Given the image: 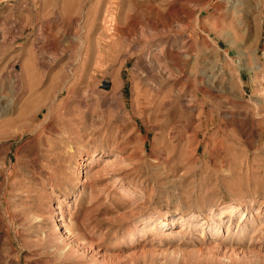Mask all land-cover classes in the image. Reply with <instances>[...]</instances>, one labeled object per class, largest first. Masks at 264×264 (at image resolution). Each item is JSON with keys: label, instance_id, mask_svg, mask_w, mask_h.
I'll return each instance as SVG.
<instances>
[{"label": "rangeland", "instance_id": "obj_1", "mask_svg": "<svg viewBox=\"0 0 264 264\" xmlns=\"http://www.w3.org/2000/svg\"><path fill=\"white\" fill-rule=\"evenodd\" d=\"M0 264H264V0H0Z\"/></svg>", "mask_w": 264, "mask_h": 264}, {"label": "bare ground", "instance_id": "obj_2", "mask_svg": "<svg viewBox=\"0 0 264 264\" xmlns=\"http://www.w3.org/2000/svg\"><path fill=\"white\" fill-rule=\"evenodd\" d=\"M97 4H99V2ZM27 75H28V73H27ZM26 77H28V76H26V74L21 73L20 80L23 82L26 79ZM117 87L115 88V91L116 92L118 91V88ZM120 101L123 102V94H121V96H120ZM122 102H121V104H122ZM123 107H124V105H123ZM124 111L126 112V108L125 107H124ZM223 209L227 210L229 212V215L230 216H232V215H234L236 213V207L233 206V205L226 206ZM220 231H221V227L219 226V228L215 231V233L213 235H216V236L220 235Z\"/></svg>", "mask_w": 264, "mask_h": 264}]
</instances>
